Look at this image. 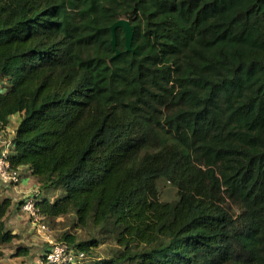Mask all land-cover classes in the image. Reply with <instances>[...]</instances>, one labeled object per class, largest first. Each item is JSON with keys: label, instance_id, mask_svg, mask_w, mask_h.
Masks as SVG:
<instances>
[{"label": "trees", "instance_id": "16d2710c", "mask_svg": "<svg viewBox=\"0 0 264 264\" xmlns=\"http://www.w3.org/2000/svg\"><path fill=\"white\" fill-rule=\"evenodd\" d=\"M0 79L11 165L63 189L41 215L111 223L75 264H264V0H0Z\"/></svg>", "mask_w": 264, "mask_h": 264}, {"label": "crops", "instance_id": "0c3cea01", "mask_svg": "<svg viewBox=\"0 0 264 264\" xmlns=\"http://www.w3.org/2000/svg\"><path fill=\"white\" fill-rule=\"evenodd\" d=\"M19 119L20 113L10 115L7 125L2 129L4 138L10 141V149L12 147L11 139ZM21 169L22 177L16 185H5L0 182V202L5 198L10 200L4 218L5 225L12 233L17 235L10 243L0 244V264H38L41 256L49 247L48 241L53 239L45 223L42 222L45 228L41 229L38 224L30 221L19 208L21 200L30 193L38 192V199L42 197L49 199L46 196L48 189L39 187L31 170L26 166H21ZM49 201L51 200L49 199ZM19 247L26 248V251L24 254L15 255V251Z\"/></svg>", "mask_w": 264, "mask_h": 264}, {"label": "rangeland", "instance_id": "374dc122", "mask_svg": "<svg viewBox=\"0 0 264 264\" xmlns=\"http://www.w3.org/2000/svg\"><path fill=\"white\" fill-rule=\"evenodd\" d=\"M2 84L3 80L0 79V87ZM157 188L161 200L174 201L177 198L176 187L165 178L157 180ZM62 193L63 189L60 186H53L48 188L46 196L53 201ZM41 222L47 225L49 234L53 237L50 241H57L64 232L73 234L77 239L76 241L96 239L98 245L91 249V254L84 260L85 263L109 257L108 255L113 254L117 249L112 237L113 231L109 229L110 222L105 226H94L91 222L85 226H79L73 213L60 215L55 218H44Z\"/></svg>", "mask_w": 264, "mask_h": 264}, {"label": "built area", "instance_id": "2783aa9c", "mask_svg": "<svg viewBox=\"0 0 264 264\" xmlns=\"http://www.w3.org/2000/svg\"><path fill=\"white\" fill-rule=\"evenodd\" d=\"M10 141L4 138L3 130H0V182L5 185H16L21 180L20 170L13 167L9 160ZM38 192L25 196L20 204V210L27 215L30 221L39 225L41 229L45 225L41 222L43 216L38 211ZM85 253L72 245L61 241H50L46 252L41 256L38 264H75L84 262Z\"/></svg>", "mask_w": 264, "mask_h": 264}, {"label": "water", "instance_id": "95a60500", "mask_svg": "<svg viewBox=\"0 0 264 264\" xmlns=\"http://www.w3.org/2000/svg\"><path fill=\"white\" fill-rule=\"evenodd\" d=\"M116 27H122L124 31V41L127 49H130V44H131V37H132V25L130 24L129 20L126 18H119L117 19L110 27L111 32H112V39H111V44L113 47H115V34H114V29ZM116 52H118L116 50Z\"/></svg>", "mask_w": 264, "mask_h": 264}]
</instances>
